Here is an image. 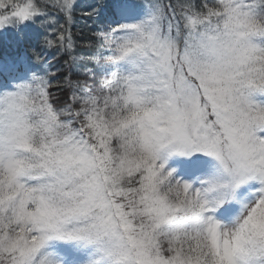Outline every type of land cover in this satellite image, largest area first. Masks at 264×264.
I'll list each match as a JSON object with an SVG mask.
<instances>
[{"label":"snow or ice","instance_id":"obj_1","mask_svg":"<svg viewBox=\"0 0 264 264\" xmlns=\"http://www.w3.org/2000/svg\"><path fill=\"white\" fill-rule=\"evenodd\" d=\"M0 0V264H264V0Z\"/></svg>","mask_w":264,"mask_h":264},{"label":"trees","instance_id":"obj_2","mask_svg":"<svg viewBox=\"0 0 264 264\" xmlns=\"http://www.w3.org/2000/svg\"><path fill=\"white\" fill-rule=\"evenodd\" d=\"M92 2L93 0H76V3L78 5L77 14H76V29L77 30L84 26V20L86 19L82 17L80 10L86 8Z\"/></svg>","mask_w":264,"mask_h":264}]
</instances>
